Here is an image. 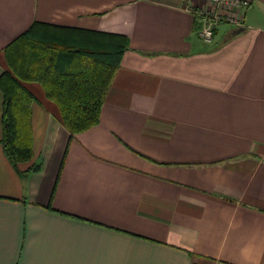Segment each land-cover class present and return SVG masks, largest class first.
Masks as SVG:
<instances>
[{
  "label": "crops",
  "instance_id": "crops-1",
  "mask_svg": "<svg viewBox=\"0 0 264 264\" xmlns=\"http://www.w3.org/2000/svg\"><path fill=\"white\" fill-rule=\"evenodd\" d=\"M203 42L187 0H0L127 37L97 125L71 134L35 82L30 165L0 143V264H264V0ZM2 94L0 93V140Z\"/></svg>",
  "mask_w": 264,
  "mask_h": 264
},
{
  "label": "trees",
  "instance_id": "trees-1",
  "mask_svg": "<svg viewBox=\"0 0 264 264\" xmlns=\"http://www.w3.org/2000/svg\"><path fill=\"white\" fill-rule=\"evenodd\" d=\"M128 46L120 34L34 21L4 49L8 69L0 74L2 144L19 174L33 157L31 107L35 82L60 112L64 127L81 133L98 124L100 112L120 59Z\"/></svg>",
  "mask_w": 264,
  "mask_h": 264
},
{
  "label": "built area",
  "instance_id": "built-area-1",
  "mask_svg": "<svg viewBox=\"0 0 264 264\" xmlns=\"http://www.w3.org/2000/svg\"><path fill=\"white\" fill-rule=\"evenodd\" d=\"M188 11L198 24L197 34L203 42H210L220 24L239 27L241 13L249 7L250 0H187Z\"/></svg>",
  "mask_w": 264,
  "mask_h": 264
},
{
  "label": "water",
  "instance_id": "water-1",
  "mask_svg": "<svg viewBox=\"0 0 264 264\" xmlns=\"http://www.w3.org/2000/svg\"><path fill=\"white\" fill-rule=\"evenodd\" d=\"M242 30H243V27H240V26H239V28H237V29L234 31V34L239 33V32H241Z\"/></svg>",
  "mask_w": 264,
  "mask_h": 264
}]
</instances>
